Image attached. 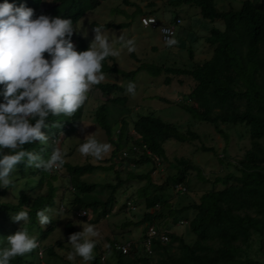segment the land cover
Segmentation results:
<instances>
[{
	"label": "trees",
	"instance_id": "trees-1",
	"mask_svg": "<svg viewBox=\"0 0 264 264\" xmlns=\"http://www.w3.org/2000/svg\"><path fill=\"white\" fill-rule=\"evenodd\" d=\"M186 3L199 8L200 16L204 19L221 20L222 27H211L208 33L202 36L203 40L212 48V54L191 67H180L167 64H155L140 62L135 69L123 70L119 68L110 57L103 62L104 73H117L121 77L134 76L139 70H144L156 76L161 72L168 74L165 82L168 83L171 76L185 75L192 79L193 85L179 105L194 119L205 121L226 138V133L220 128L221 124L228 126L240 125L246 129L249 135V145L237 158L227 161L236 171L228 170L223 175H216L209 179L202 173L199 166L188 157H174L171 166L175 169L167 177V182L172 186L188 184V171H197L198 176L211 187L203 190L197 200L190 201L180 207H171L166 197L161 194L149 195V187L156 185L151 179V171L144 173H129L130 177L145 179L138 189V197L143 199L144 208L141 218L133 221L127 217L121 225L132 224L138 226L144 224L141 239L146 228L150 224L159 227L160 220L165 219L164 207L169 208L168 216H175L180 210L192 209L193 216L186 222L189 230L194 233L192 242H187L182 234L172 231L169 227L160 228L169 237L167 243L154 239L152 252L148 253L141 245V239L133 242L127 253L114 249V243L110 241L112 252L115 255V264H263L257 259L246 257L241 261L234 258V253L245 245L252 237L253 232L264 235V145L260 139L264 136V0H243L238 8L219 9L214 0H183ZM19 5L23 3L34 10L35 15L48 14L50 16H62L71 18L74 27L84 14L95 9L102 0H55L45 6L44 0H9ZM128 4V0H123ZM139 11V10H138ZM175 16L170 21H174ZM104 25L105 28H121L127 23L93 22L91 27ZM78 30V29H77ZM71 40L77 51L87 48L84 37L79 32H74ZM190 58L193 50L188 49ZM111 59V62L108 61ZM138 60V59H137ZM105 96L104 101L96 107L94 118L96 123L104 130L109 143L113 146V162L109 165L83 163L72 164L65 162L63 168L67 174L71 187L81 194L89 193L96 189L98 183L86 182L80 177L83 174L97 169L108 170L115 168L114 162L121 161L128 166H137L149 162H156L166 158V149L163 144L170 138L179 142H191L200 139V134L193 129L180 130L172 122H166L153 112L139 114L132 120L129 126L124 118L127 111L125 106L126 96L110 97L111 93L122 92L125 88L118 82H101L95 85ZM185 99L198 104L204 101L209 110L205 113L196 110ZM84 106V105H83ZM119 107L113 110V107ZM82 109L71 117L62 115L48 118L49 129H42L48 135V141L43 145L25 144V148L40 150L48 155L55 146L54 140L59 133L67 135L78 128L81 123ZM61 121L59 128L51 126V122ZM117 129V131H116ZM204 150H213L212 147L201 145ZM125 151L126 155H122ZM221 162L224 159L219 158ZM17 168L23 176V165ZM39 170V169H38ZM35 174V171H32ZM118 173V171L116 170ZM38 177H34L39 188L45 182V192L33 195L31 189L21 192L17 201H7L2 198L7 188H0V237H6L19 228L10 221V213L27 206L29 222L24 225L32 235L37 236L41 242L57 226V221L52 219L47 225L41 226L36 220L35 212L47 205L52 207L54 190L52 184L57 178L49 171H38ZM117 182L108 183L110 193L104 199L84 200L83 195L73 197L71 208L73 210L89 209L101 210L104 216L111 212L116 204V190L122 186V179L117 175ZM221 183L223 186L217 188ZM186 190V187H185ZM130 201V200H128ZM159 205L157 209H153ZM183 220V219H182ZM175 217L173 222H175ZM22 223V222H21ZM67 230L72 233L75 229L70 223H66ZM60 244V243H58ZM176 244V250H173ZM99 247V248H98ZM96 247L94 259L89 264H102L101 255L105 254L102 247ZM38 249L31 253L16 257L10 264H45L41 262ZM48 255H56L53 246L45 247ZM71 264V263H69Z\"/></svg>",
	"mask_w": 264,
	"mask_h": 264
},
{
	"label": "rangeland",
	"instance_id": "rangeland-1",
	"mask_svg": "<svg viewBox=\"0 0 264 264\" xmlns=\"http://www.w3.org/2000/svg\"><path fill=\"white\" fill-rule=\"evenodd\" d=\"M55 0H44V5L48 6ZM125 4L123 0H102L95 9L87 11L81 17L76 26L79 27L82 21V29L87 30V37L85 43L88 45L92 39L93 22H113L128 24L121 28H106L110 35L119 36L122 34L126 38L134 41L135 51L127 52L125 49L118 57H110L115 64L123 69H135L140 62H148L155 64H167L180 67H191L194 63L200 62L209 58L212 54V48L203 40L202 36L208 33L211 27H222L221 20H209L200 16L199 8L195 5L184 2L183 0H128ZM215 5L219 9L238 8L243 0H214ZM139 10V11H138ZM144 14H153L156 16L159 23L169 22L175 16L181 19V23L176 25L175 36L178 41L173 48L165 47L160 39L159 31L156 27L142 26L139 22L140 16ZM121 47V44L114 45ZM193 50L192 58L188 49ZM138 59V60H137ZM111 62V59H108ZM106 78L103 82L114 81L121 84L124 88L129 81H133L136 85V94L131 96L122 92H113L110 97L126 96L125 106L127 111L124 113V118L127 120L129 126L132 120L139 114H146L153 112L166 122H172L180 130L190 128L200 134V139H194L191 142H179L176 139L170 138L164 142L163 146L166 149V158L156 162H149L137 166L130 165L120 161L114 162L115 168L108 170L97 169L93 172L83 174L80 178L86 182L98 183L95 190L81 194L79 190L71 187L68 182L67 174L62 167L61 170H51V174L57 176L52 184L56 186L54 190V201L51 209L53 210V219L57 221L55 229L39 243L42 249L40 255L41 262L45 264H85L80 258L69 262L65 256L66 252L70 250L67 244V236L70 232L66 228V223H70L75 231L81 230L80 224L87 222L95 225L101 233L102 239L96 247H102L104 253H108L109 249L104 247L105 242L110 245V241H132L136 242L141 239L144 224L134 226L121 225L126 221L127 217L133 221L141 218V213L144 208L143 199L138 197V189L144 184L145 179L137 177H130L129 173H144L151 171V179L156 185L149 187V195L163 194L171 207H180L190 201L197 200L199 194L211 187L210 182L203 181L197 174V171L191 169L188 171V184L181 183L186 190L181 191L176 186H172L167 182V177L175 171L171 166L174 157H188L199 166L202 173L209 179H213L216 175H223L228 170L235 171L233 167L227 165V161L233 160L240 156L244 149L249 145V135L243 126H228L221 124L220 128L226 133V138L219 133L213 125L194 119L187 111H185L179 102L186 97L188 91L193 85L190 77L185 75H173L168 83L165 82L166 74L161 72L156 76L149 74L144 70H139L134 76L121 77L117 73H105ZM105 96L97 87L93 86L88 94V99L85 102L82 110L81 123L77 129L65 135L63 132L59 133L58 139L54 140L57 148L66 151L65 161L72 164L94 163L109 165L113 162L112 149L103 159L96 160L90 157L81 156L76 150L77 145L83 139L84 134L94 131V135L98 139L107 141L104 130L96 123L94 113L99 103L105 100ZM196 110L203 113L209 109L205 107L204 101L194 104L189 99H185ZM119 107H113L117 111ZM82 123L88 125L84 128V132L80 131ZM90 124V125H89ZM117 131V129H116ZM62 133V134H61ZM264 145V136L260 139ZM201 145L212 147L213 150H204ZM44 156H47L44 154ZM219 158L224 159L223 162ZM118 171V173L116 172ZM32 171H35L33 174ZM38 169L24 168L23 176L17 168L15 175V183L2 198L7 201H17V197L21 192H25L30 187L33 195L38 192H45L46 184H42L39 188L34 177H38ZM236 172V171H235ZM117 175L122 179L123 183L120 188L116 190V204L112 207L108 217L101 214V210L93 211L89 209L84 217H78L75 210L71 208V201L75 194L83 195L84 200L100 199L104 200L109 196L110 190L108 183L114 184L117 182ZM223 185L218 183L217 188ZM130 200L132 208L127 207V201ZM159 205H155L153 209H157ZM169 208L164 207L166 214L165 219L160 220L159 227H169L172 231L182 234L187 242H192L195 238L193 232L189 230L187 222L180 223V220H188L193 215L192 209L180 210L175 216H168ZM175 217V222L173 218ZM11 221V219H10ZM17 228L20 227L21 222H15ZM63 235V239L57 238L59 230ZM138 238V240H134ZM60 243V244H58ZM53 246L56 255H48L45 247ZM94 249V253L98 249ZM99 248V247H98ZM173 250H176V244H173ZM110 255L105 254L106 260L102 264H115V255L110 246ZM246 257L254 258L264 264V237L257 232L252 233L250 240L237 249L234 253V258L241 261ZM89 264V262H88Z\"/></svg>",
	"mask_w": 264,
	"mask_h": 264
},
{
	"label": "clouds",
	"instance_id": "clouds-1",
	"mask_svg": "<svg viewBox=\"0 0 264 264\" xmlns=\"http://www.w3.org/2000/svg\"><path fill=\"white\" fill-rule=\"evenodd\" d=\"M154 18L144 21L148 26ZM165 47L177 45L173 31L159 27ZM92 39L86 49L77 51L71 37L79 32L87 37V30H78L71 18L48 14L35 15L31 7L9 0H0V188H10L15 183L18 165L40 171L61 170L66 151L53 147L47 156L40 150L24 145H43L48 141L50 116L71 117L82 109L93 86L106 78L102 71L108 57H118L125 49L135 51L134 41L122 34L113 36L104 25L92 28ZM121 47H115L116 44ZM127 94H136V85L129 81ZM61 121H52L59 128ZM90 125V124H89ZM88 126L82 123L80 131ZM62 134V133H61ZM76 150L81 156L103 159L112 145L97 138L94 131L83 135ZM2 205V204H0ZM39 225L53 219V210L45 205L35 212ZM12 222H22L19 229L0 237V264H10L16 257L25 256L39 248L37 236L26 225L29 222L27 206L10 213ZM81 230L67 236L70 250L65 258L72 262L80 258L85 264L94 259V249L102 239L100 230L93 224L79 222ZM59 230V229H58ZM63 239L59 230L56 237ZM104 247L110 245L105 242Z\"/></svg>",
	"mask_w": 264,
	"mask_h": 264
},
{
	"label": "built area",
	"instance_id": "built-area-1",
	"mask_svg": "<svg viewBox=\"0 0 264 264\" xmlns=\"http://www.w3.org/2000/svg\"><path fill=\"white\" fill-rule=\"evenodd\" d=\"M148 18H154L155 19L148 26L156 27L158 29L161 41H162V36H161L160 30H159V27H162L165 25V26L169 27L173 31V33L175 34L176 25L181 23L180 18H176L174 21L159 23L155 15L144 14V15L140 16V18H139L140 24L145 27L146 25H145L144 21L147 20ZM122 155L123 156L126 155V152L123 151ZM176 187L178 189H180L181 191L185 190V186H181L180 184H177ZM126 203H127V207L129 209L134 208L133 205L131 206L130 201H127ZM87 213H88V210H86L84 208L78 209L75 211V214L78 217H84L87 215ZM179 222L184 223V222H186V220H180ZM156 238L159 239L163 243H167L169 241V237L166 233H163L157 225L150 224L146 228V230L144 232V236L140 242L145 251H147L148 253L152 252L153 240ZM132 243H133L132 241H118V242L114 243L113 247H114V249L120 250L122 253H127ZM38 253H39V255H42V249L41 248L39 249ZM104 260H105V254H102L101 255V261L103 262Z\"/></svg>",
	"mask_w": 264,
	"mask_h": 264
},
{
	"label": "crops",
	"instance_id": "crops-1",
	"mask_svg": "<svg viewBox=\"0 0 264 264\" xmlns=\"http://www.w3.org/2000/svg\"><path fill=\"white\" fill-rule=\"evenodd\" d=\"M110 214H107L106 216L108 217ZM191 216H193V215H191ZM262 237H264V235L262 236ZM134 240H138V238H135ZM106 254V253H105ZM106 258L107 257H105V260H106ZM105 260L103 261V263L105 262Z\"/></svg>",
	"mask_w": 264,
	"mask_h": 264
}]
</instances>
